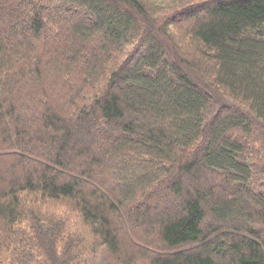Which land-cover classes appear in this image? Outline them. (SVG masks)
I'll return each instance as SVG.
<instances>
[{"label": "trees", "instance_id": "trees-1", "mask_svg": "<svg viewBox=\"0 0 264 264\" xmlns=\"http://www.w3.org/2000/svg\"><path fill=\"white\" fill-rule=\"evenodd\" d=\"M0 26V264H264V0Z\"/></svg>", "mask_w": 264, "mask_h": 264}, {"label": "rangeland", "instance_id": "rangeland-1", "mask_svg": "<svg viewBox=\"0 0 264 264\" xmlns=\"http://www.w3.org/2000/svg\"><path fill=\"white\" fill-rule=\"evenodd\" d=\"M0 30H3V27L2 26H0ZM258 187V190H260V187L259 186H257ZM262 190V189H261ZM263 235V234H262Z\"/></svg>", "mask_w": 264, "mask_h": 264}]
</instances>
